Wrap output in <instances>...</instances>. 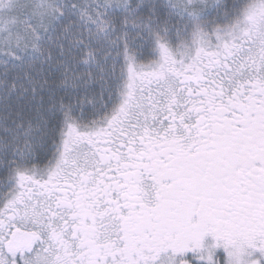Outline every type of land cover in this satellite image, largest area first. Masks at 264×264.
Masks as SVG:
<instances>
[{
	"label": "snow or ice",
	"instance_id": "1",
	"mask_svg": "<svg viewBox=\"0 0 264 264\" xmlns=\"http://www.w3.org/2000/svg\"><path fill=\"white\" fill-rule=\"evenodd\" d=\"M0 264H264V0H0Z\"/></svg>",
	"mask_w": 264,
	"mask_h": 264
}]
</instances>
